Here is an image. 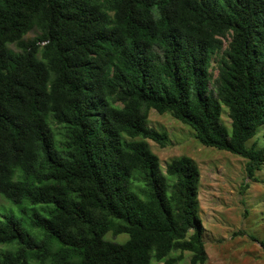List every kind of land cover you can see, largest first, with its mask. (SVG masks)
<instances>
[{
	"label": "trees",
	"instance_id": "16d2710c",
	"mask_svg": "<svg viewBox=\"0 0 264 264\" xmlns=\"http://www.w3.org/2000/svg\"><path fill=\"white\" fill-rule=\"evenodd\" d=\"M151 110L259 182L264 0H0V196L34 231L0 217V264H206L199 166L162 170Z\"/></svg>",
	"mask_w": 264,
	"mask_h": 264
},
{
	"label": "rangeland",
	"instance_id": "374dc122",
	"mask_svg": "<svg viewBox=\"0 0 264 264\" xmlns=\"http://www.w3.org/2000/svg\"><path fill=\"white\" fill-rule=\"evenodd\" d=\"M35 28L29 32L24 41L28 42L39 35ZM230 38L223 39V51L228 48ZM10 48L19 52L15 45ZM223 53L214 57L212 74L214 79L219 74V62ZM228 109L223 108L224 123L231 128ZM149 125L160 132H166L169 142L162 148L149 141L154 154L160 158L162 170L176 158L187 156L199 166L200 217L205 229V247L208 254L206 264H264V167L256 173L259 182H251L246 177L247 160L227 151L203 146L196 138L194 131L171 114H158L151 110ZM58 131L57 128H55ZM264 147V127L259 134L248 141L247 146L254 143ZM249 189L244 190V185ZM14 216L20 219L30 232L26 216L19 208L0 196V217ZM255 237L254 241L251 238ZM129 239L127 234L114 236L109 233L106 240L124 244ZM181 252L174 251L170 258H177ZM192 254L185 252L176 264H190ZM151 264H164L152 260Z\"/></svg>",
	"mask_w": 264,
	"mask_h": 264
}]
</instances>
